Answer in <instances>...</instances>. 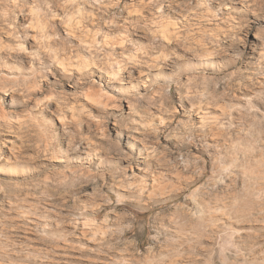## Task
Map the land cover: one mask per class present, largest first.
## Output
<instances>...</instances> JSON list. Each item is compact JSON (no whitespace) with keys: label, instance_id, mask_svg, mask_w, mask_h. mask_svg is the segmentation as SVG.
<instances>
[{"label":"rangeland","instance_id":"rangeland-1","mask_svg":"<svg viewBox=\"0 0 264 264\" xmlns=\"http://www.w3.org/2000/svg\"><path fill=\"white\" fill-rule=\"evenodd\" d=\"M0 110V264H264V0H0Z\"/></svg>","mask_w":264,"mask_h":264},{"label":"bare ground","instance_id":"bare-ground-1","mask_svg":"<svg viewBox=\"0 0 264 264\" xmlns=\"http://www.w3.org/2000/svg\"><path fill=\"white\" fill-rule=\"evenodd\" d=\"M80 23H81V20H77V21L76 20H70L69 21L68 27H69V30H70V33L71 34L76 33V30H78L80 28V25H79ZM177 24L178 23H174V22H171V21H168V20H159L157 22V33H159V35L162 38H164L165 40H170V38H172V36L178 30V25ZM32 25H33V27L34 26L35 27H38L39 29H41V31L46 32L47 22L45 20H43V19H41V18L38 17L36 19V21L34 23H32ZM122 38L119 41V44L120 45H122V44L125 43V39H122ZM95 40L96 39H93L92 38L91 42L94 43ZM70 62L69 61H66V59H65V60H62L60 62V64H59V61H58L57 65L58 66L60 65V68L63 71H70V72H74V71L75 72H82V71H85V70H89L92 66H94L93 61L92 60H86V58H85V60L84 59H81L79 61V63L76 64V65L75 64L73 65ZM123 72H124L123 66L119 62H116L114 64V66L112 67V69L110 71H108L107 75L111 79H118L122 75ZM85 96L87 97V99L93 101L94 103L101 104V105H106L109 102V100L111 99V97L106 92H104L102 90H95V89H89V90H87ZM0 114L4 118V120H6V121H10L11 120L10 119V116L5 111L0 110ZM200 118H201V121L202 122L204 120H206L205 119L206 118L205 115L204 116H201L200 115Z\"/></svg>","mask_w":264,"mask_h":264}]
</instances>
